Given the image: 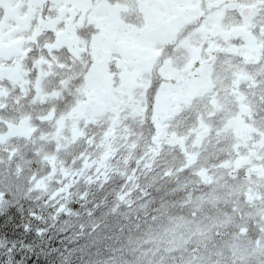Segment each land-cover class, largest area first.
I'll use <instances>...</instances> for the list:
<instances>
[{"label": "rangeland", "instance_id": "obj_1", "mask_svg": "<svg viewBox=\"0 0 264 264\" xmlns=\"http://www.w3.org/2000/svg\"><path fill=\"white\" fill-rule=\"evenodd\" d=\"M245 6L250 11L244 16L238 7ZM40 41L49 50L66 47L73 60L86 65L68 127H103L91 151L73 156L72 169L54 175L59 160L50 158L49 178L61 190L81 179L105 180L113 165L123 172L117 153L133 148V133L125 128L143 116L153 126L155 143L145 165L167 173L187 170L186 181L199 191L192 195V218L153 224L133 246L161 250L158 258L164 261L170 251L188 246H219L216 253L225 246L217 255L225 261L250 253L264 259V110L250 94L260 82L264 100V0H0L1 84L27 81L32 66L36 79L48 70L56 74ZM31 46L39 47L33 65L22 57ZM256 73L261 81H254ZM29 131L21 118L3 136ZM209 154L217 156L213 163ZM207 183L210 190L200 189ZM247 194L252 200L244 199ZM238 197V207L259 229L252 236L240 234L238 228L248 222L243 219L234 221L236 232L219 235L232 225L234 212H204L202 206ZM190 258L183 264H218L210 252L201 255L196 248Z\"/></svg>", "mask_w": 264, "mask_h": 264}, {"label": "trees", "instance_id": "obj_2", "mask_svg": "<svg viewBox=\"0 0 264 264\" xmlns=\"http://www.w3.org/2000/svg\"><path fill=\"white\" fill-rule=\"evenodd\" d=\"M40 47V52L49 58L50 69L56 71L53 77L48 70L36 79L38 73L32 66L27 81L0 83V264H183L185 259H191L193 248L201 255L210 252L218 264H264L261 256L254 258L253 253L243 254L240 261L221 260L217 255L225 246L217 253L219 246L176 248L170 251L167 261L158 258L161 250L153 253L150 246H133L139 245L138 236L153 224L170 225L174 220L192 218L195 215L192 195L199 191L195 182L186 181L187 170L176 168L174 173H167L145 165L152 160L148 158L155 143L153 126L143 116L141 122L125 128L133 133V148L125 154L121 150L117 153L125 162L121 164L123 172L113 165L108 172L110 177L105 180L81 179L61 190L54 176L49 178L50 158L55 156L59 160L54 175L72 169L73 156L78 151H91L103 127H87L82 123L74 130L68 127L67 118L76 106L77 86L83 81L86 65L73 60L66 47L49 50L42 41ZM31 48L34 50L25 51L22 57L33 65L39 47ZM255 76V82L261 81L262 75ZM259 84L253 86L250 94L258 97L259 110H264ZM145 112L148 115L150 110ZM21 118L30 125L29 133L3 136L9 123ZM58 120L65 125H59ZM129 121L130 118L125 124ZM121 128L118 132L124 127ZM59 131H65L66 138L57 135ZM141 155L145 159L137 163ZM208 157L209 163L217 158L211 154ZM152 174L155 175L150 178ZM133 175L138 177L132 178ZM199 185L203 191L210 190L208 183ZM120 191L125 194L122 196ZM240 200L238 197L229 202L217 201L213 206L203 204L204 212L210 208L234 212L232 225L226 224L219 235L236 232L239 224L234 221L243 219L248 221L245 226L249 236L259 229L257 220L246 218L244 209L238 207Z\"/></svg>", "mask_w": 264, "mask_h": 264}, {"label": "water", "instance_id": "obj_3", "mask_svg": "<svg viewBox=\"0 0 264 264\" xmlns=\"http://www.w3.org/2000/svg\"><path fill=\"white\" fill-rule=\"evenodd\" d=\"M239 9L241 10V14L242 15H247L248 13H249V11H250V8L249 7H239ZM247 199H249V200H251V196H249V195H247ZM239 232L240 233H245L246 232V227H241L240 229H239Z\"/></svg>", "mask_w": 264, "mask_h": 264}, {"label": "flooded vegetation", "instance_id": "obj_4", "mask_svg": "<svg viewBox=\"0 0 264 264\" xmlns=\"http://www.w3.org/2000/svg\"><path fill=\"white\" fill-rule=\"evenodd\" d=\"M259 255H256L255 257L257 258ZM264 260V259H263Z\"/></svg>", "mask_w": 264, "mask_h": 264}]
</instances>
